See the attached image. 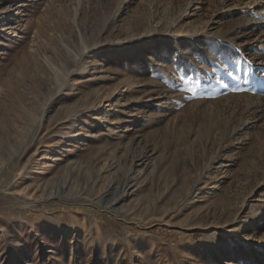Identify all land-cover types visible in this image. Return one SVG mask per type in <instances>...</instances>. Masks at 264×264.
<instances>
[{
    "label": "rangeland",
    "instance_id": "rangeland-1",
    "mask_svg": "<svg viewBox=\"0 0 264 264\" xmlns=\"http://www.w3.org/2000/svg\"><path fill=\"white\" fill-rule=\"evenodd\" d=\"M0 264H264V0H0Z\"/></svg>",
    "mask_w": 264,
    "mask_h": 264
},
{
    "label": "bare ground",
    "instance_id": "bare-ground-1",
    "mask_svg": "<svg viewBox=\"0 0 264 264\" xmlns=\"http://www.w3.org/2000/svg\"><path fill=\"white\" fill-rule=\"evenodd\" d=\"M119 199H120V197H118V198H115L114 202H118V201H119Z\"/></svg>",
    "mask_w": 264,
    "mask_h": 264
}]
</instances>
